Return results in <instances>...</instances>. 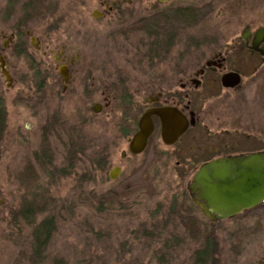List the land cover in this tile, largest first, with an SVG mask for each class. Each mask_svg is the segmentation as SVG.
Segmentation results:
<instances>
[{"label":"flooded vegetation","instance_id":"af4514ba","mask_svg":"<svg viewBox=\"0 0 264 264\" xmlns=\"http://www.w3.org/2000/svg\"><path fill=\"white\" fill-rule=\"evenodd\" d=\"M68 2L72 11L86 14L80 15L83 29L76 54L67 40L54 37L53 0H0V75L6 90L18 87L16 96L25 98L42 95L46 86L60 99L76 94L83 101L84 118L107 113L116 118L121 137L131 129L129 143L141 116L162 110L151 115L152 131L143 151L133 154L129 144L128 151L150 157L140 168L161 165L166 171L152 177L174 183L140 214L138 199L134 228L148 231L130 240L144 244L158 238L164 255L211 264L214 230L245 225L248 212L264 202L221 216L211 211L201 189L191 187L204 164L264 151V22L255 27L248 23L237 38L220 41L197 32L211 11L210 0ZM106 54L109 59L101 60ZM236 74L240 81L233 84ZM253 76L257 111L236 114L233 99L246 91ZM228 103L230 114L220 113L218 107L224 111ZM134 110L140 111L137 117L129 114ZM115 167L114 181L122 177L121 166L110 171ZM150 190L140 191L142 201ZM41 224L22 244L32 252V264H52L50 236L34 235Z\"/></svg>","mask_w":264,"mask_h":264},{"label":"rangeland","instance_id":"374dc122","mask_svg":"<svg viewBox=\"0 0 264 264\" xmlns=\"http://www.w3.org/2000/svg\"><path fill=\"white\" fill-rule=\"evenodd\" d=\"M210 2L211 11L198 23L199 37L231 40L241 35L246 24L255 27L264 22V0ZM53 11L54 37L67 40L71 53L76 54L83 29L81 16L86 14L72 11L68 0H53ZM107 59V54L101 57V60ZM246 88L233 99L232 105L236 114L255 115L254 76ZM16 91H7L0 75V104L6 114L0 142V264H32V252L22 243L28 242L33 228L47 217L53 220L49 234L52 264L193 263L177 255H164L166 250L158 238L146 240L144 244H132L130 240L148 231L134 228L138 222L133 218L136 213L155 206L161 199V189L174 183L152 177L155 172L166 171L161 165L149 168L153 186L146 193L147 200L139 199L137 210L133 203L126 212L108 208V203L100 206L98 202L99 197L103 199L110 189L118 186L116 183L125 180L150 158L129 153L130 129L121 137L116 118L107 113L98 116L91 113L84 118L83 101L76 94L60 99L46 86L42 95L25 98L16 96ZM230 106L228 103L224 111L220 107L218 110L227 115L233 110H229ZM129 114L137 117L140 111ZM62 118L68 120L62 124ZM74 124H81L93 139V146L108 147L112 167L122 168L119 180L108 177L112 167L106 173L95 175L94 180H86L85 166L81 163L72 168L68 166L64 145ZM40 162H49V174L46 175ZM47 198L51 205H46ZM37 200L42 202L35 204ZM245 222L240 227L214 230L211 264H264V202L248 212Z\"/></svg>","mask_w":264,"mask_h":264},{"label":"water","instance_id":"95a60500","mask_svg":"<svg viewBox=\"0 0 264 264\" xmlns=\"http://www.w3.org/2000/svg\"><path fill=\"white\" fill-rule=\"evenodd\" d=\"M3 74L9 79L4 70ZM61 74L67 82L66 71L61 69ZM236 75L233 84L240 81L239 74ZM152 113L161 114L162 110L155 109L141 116L139 131L129 143V150L133 154L142 152L145 147L152 131ZM172 123L173 119L170 124ZM118 172L117 167L112 169L110 178H116ZM191 187L201 189L200 194L211 211L221 216L252 208L264 201V151L222 157L204 164L197 172Z\"/></svg>","mask_w":264,"mask_h":264},{"label":"trees","instance_id":"16d2710c","mask_svg":"<svg viewBox=\"0 0 264 264\" xmlns=\"http://www.w3.org/2000/svg\"><path fill=\"white\" fill-rule=\"evenodd\" d=\"M5 116V109L0 104V142L6 126ZM67 120L68 119L62 118V121L60 122L64 124ZM73 126L75 127H73L70 134L67 135L64 145V154L67 159V164L72 168L76 163H78V165L81 163V165L85 166L84 178L87 177L85 178L86 180H94L95 175L101 174L103 171L106 173L108 169L112 167L113 163L108 155L109 150L107 151L104 147L93 146V139L85 132L81 124H74ZM127 131L129 132V130ZM127 131L125 130L124 134H128ZM91 148H93V150H91ZM89 150L90 152H88ZM43 160L44 159H42V161ZM39 165L44 169L46 175L47 173H50L49 162H40ZM149 168L150 166L145 164L142 168L134 170V172L128 175L125 180L122 179V182H120L118 186L110 189L104 195L103 199H100L99 197L98 202L100 203V206H102L103 203H108V208L112 207L115 208L116 211H120L125 209V207H130L131 203L135 205L138 204V199L141 198L140 191L143 189L150 190L153 186V179L150 176L146 177L150 172ZM103 177H105V175ZM47 200L48 202L46 205L51 203L50 199L47 198ZM39 201L42 202V200ZM39 201L37 200L35 204H38ZM52 221L53 220L48 217L42 220V224L37 226L34 235L36 237L49 235L48 232L53 225L51 224L53 223ZM144 235L145 234L142 233V236ZM149 235H152V232H150Z\"/></svg>","mask_w":264,"mask_h":264}]
</instances>
